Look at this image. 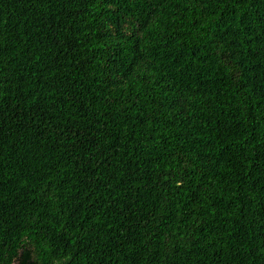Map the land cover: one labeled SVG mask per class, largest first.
<instances>
[{"label":"trees","instance_id":"trees-1","mask_svg":"<svg viewBox=\"0 0 264 264\" xmlns=\"http://www.w3.org/2000/svg\"><path fill=\"white\" fill-rule=\"evenodd\" d=\"M0 264H264V0H0Z\"/></svg>","mask_w":264,"mask_h":264}]
</instances>
